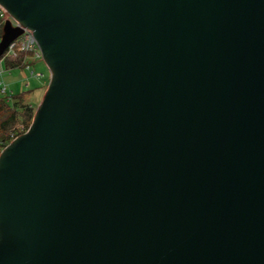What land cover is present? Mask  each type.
Returning <instances> with one entry per match:
<instances>
[{"label":"water","instance_id":"water-1","mask_svg":"<svg viewBox=\"0 0 264 264\" xmlns=\"http://www.w3.org/2000/svg\"><path fill=\"white\" fill-rule=\"evenodd\" d=\"M51 73L0 153V264H264V0H0Z\"/></svg>","mask_w":264,"mask_h":264},{"label":"trees","instance_id":"trees-1","mask_svg":"<svg viewBox=\"0 0 264 264\" xmlns=\"http://www.w3.org/2000/svg\"><path fill=\"white\" fill-rule=\"evenodd\" d=\"M22 59L23 56L5 58L4 66L7 70L20 68ZM36 107L32 105L31 91H24L16 96L13 95L10 102L7 101L6 97L0 98V153L11 143L13 132L22 134L30 128L36 113Z\"/></svg>","mask_w":264,"mask_h":264},{"label":"built area","instance_id":"built-area-1","mask_svg":"<svg viewBox=\"0 0 264 264\" xmlns=\"http://www.w3.org/2000/svg\"><path fill=\"white\" fill-rule=\"evenodd\" d=\"M8 21L12 23L13 27L21 26L15 19L11 17V15L6 11V9L0 5V43L3 35V28ZM23 30V34H21L9 45L4 55L0 58V92L3 96L7 98L8 102L12 100V96L9 95L8 86L3 80V76L7 70L4 66L5 58H17L19 56H23V59L20 63V68L30 71L32 76H39L38 74H35V72L32 70V65L29 60L42 59L40 48L36 42L32 31L27 28H23ZM22 134L13 132L11 134V142Z\"/></svg>","mask_w":264,"mask_h":264},{"label":"rangeland","instance_id":"rangeland-1","mask_svg":"<svg viewBox=\"0 0 264 264\" xmlns=\"http://www.w3.org/2000/svg\"><path fill=\"white\" fill-rule=\"evenodd\" d=\"M32 70L35 72V74L37 73V71L41 70L44 75L46 80L49 79L50 74H49V69L47 67V65L45 64V62L43 61V59H41V62H39V66L38 67H33ZM35 76V75H34ZM32 76L31 72L22 68H14L11 70H6L4 76H3V80L5 82V84L8 86V90H9V95L13 96V95H18L21 94L24 91H27L26 89V82L30 81L35 83V79H42V77L40 76V78H38L37 76ZM1 97H5L1 94L0 92V98ZM39 101L34 102V98H32V105L33 106H37L36 108L38 109V105ZM36 109V111H37Z\"/></svg>","mask_w":264,"mask_h":264},{"label":"crops","instance_id":"crops-1","mask_svg":"<svg viewBox=\"0 0 264 264\" xmlns=\"http://www.w3.org/2000/svg\"><path fill=\"white\" fill-rule=\"evenodd\" d=\"M29 62L31 63L32 68H33V67H38L39 62H41V60L30 59ZM41 72L42 71L39 70V71H37L36 74L39 75L38 78H40V76H41L42 79H35V83L27 81L25 84L27 91H31L32 98H34V102L39 101V103H41V101H42V99H43V97L47 91V88H48V85H49L50 79H51L50 70H49L50 77L48 80H46L45 75Z\"/></svg>","mask_w":264,"mask_h":264}]
</instances>
